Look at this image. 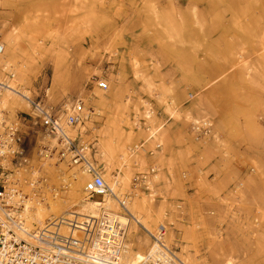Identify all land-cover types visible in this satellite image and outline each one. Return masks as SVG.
Masks as SVG:
<instances>
[{
    "label": "rangeland",
    "instance_id": "obj_1",
    "mask_svg": "<svg viewBox=\"0 0 264 264\" xmlns=\"http://www.w3.org/2000/svg\"><path fill=\"white\" fill-rule=\"evenodd\" d=\"M0 41L30 100L60 113L83 101L86 119L68 133L92 142L106 183L119 173L130 191L125 257L138 264L168 222L183 263L264 264V0H0ZM6 105L9 120L30 112ZM203 122L209 133L196 138ZM154 127L156 140L126 164ZM26 130L31 164L58 188L74 169L38 163L43 135ZM149 165L151 187L133 190ZM80 199L77 179L41 224Z\"/></svg>",
    "mask_w": 264,
    "mask_h": 264
},
{
    "label": "built area",
    "instance_id": "obj_2",
    "mask_svg": "<svg viewBox=\"0 0 264 264\" xmlns=\"http://www.w3.org/2000/svg\"><path fill=\"white\" fill-rule=\"evenodd\" d=\"M3 48L0 41V55L3 54ZM12 69L10 65L2 64L0 92L8 88L7 83L13 77ZM97 86L106 90L108 85L105 81H98ZM29 103L30 112L21 114L16 120H9L0 111V264H121L127 223H121L117 219L119 214L115 212L102 210L97 217L84 216L81 219L72 214L70 219L53 217L43 226L34 229L26 226L24 211L30 201L40 197L44 202V190L57 194L60 188L67 186L64 181L58 188H49L43 179L34 174L29 180L18 176L24 167L28 166L30 172L34 168L26 129H30L32 135H43V141L36 146L38 163L54 161L55 167L63 164L69 170L76 168L77 172L86 173L89 177L84 186L86 199L114 195L102 179V167L95 166V161L89 157L93 150L92 142H80L77 136L71 137L67 133V129L83 122V101L77 99L69 110L61 113L47 106L41 99L30 100ZM146 131V140L135 146L136 152L143 149L147 141L154 139L151 129L146 128ZM192 131L196 138L205 137L209 133L206 122L199 126L194 124ZM49 139H53L56 144L51 146ZM159 147L156 143L155 149ZM147 154L152 156L154 151L147 150ZM154 171L153 167H149L147 172L136 173L132 177L131 186L148 191V176ZM115 196L123 218L131 220L126 208L130 191L122 190L120 186ZM135 221L138 227L145 230L142 224L137 223V219ZM61 225L67 227V235L59 233ZM168 226V222L161 223L149 233L153 249L145 253L140 264H184L165 240Z\"/></svg>",
    "mask_w": 264,
    "mask_h": 264
},
{
    "label": "bare ground",
    "instance_id": "obj_3",
    "mask_svg": "<svg viewBox=\"0 0 264 264\" xmlns=\"http://www.w3.org/2000/svg\"><path fill=\"white\" fill-rule=\"evenodd\" d=\"M2 45H3V43H2ZM3 63H6L5 58H4V48H3V54L0 55V70H1V67H2ZM7 66H8V64H7ZM12 70H13L12 71L13 72V77L7 83L8 84V88H6L4 91L0 92V111L4 112L5 116L8 119H10V117L8 115V110L6 109V106H7L6 102L7 101H10L11 99H19V100L23 101L27 105V109L30 108V103H29L30 102V97H29L28 94L23 93V89L21 88V86L19 84L16 85L14 83L17 73L15 74V69L14 68ZM2 76L3 75L0 72V77H2ZM11 83H13V84H11ZM16 112H14V118L17 117ZM147 117H149V115ZM85 119H86V115L84 117V120ZM84 120H83V122H84ZM82 123L78 124L76 126V128H80ZM134 126H136V125H134ZM72 129L73 128L67 129V133H68V130H71V132H73ZM158 131H159L158 127H154V128L151 129V133L154 136L153 142L156 140V137H157L156 134H157ZM50 141H51V146H54L56 144L53 139H51ZM135 146L136 145H134L133 147L127 149V151H126L127 152V154H126L127 155L126 164L129 161V159L132 158L137 153ZM150 150H152V149H150ZM154 150H155V148H154ZM137 151L139 152V151H145V150L144 149H138ZM90 154H91V152L89 153V157H91ZM154 154H155V151H154ZM101 156H103V153H101ZM152 156H154V155H152ZM126 164H123L122 166L124 167V166H126ZM62 165L63 164H59V167L60 168L64 167V165L63 166ZM94 165L96 166L97 164H94ZM48 167H51V166H48ZM53 167H55V166H53ZM149 167H153L155 169V167L153 165H149ZM148 168H147V170H148ZM27 170L29 171V173H27ZM147 170L146 171H142V173L143 172H147ZM104 171L105 170L103 168L102 179L105 182V179H104L105 173H104ZM73 172H72L73 175H72V177L70 179H67L68 176L67 177H64V175L62 176V182L65 181L66 182L65 185H67V186L60 188V190L57 191V194H52V193H49L47 190H44V191H46V192H44V195L46 196V200H44V202L41 201L40 197H35V199H33L32 201H30L27 204L26 209L24 211V218H25V221H26V226L29 229H34L35 227L43 226L47 222V220H49V219H51L53 217H61L63 219H70V218H72V216H71L72 214L77 215V217H79L78 219H81L80 217H84V216L97 217L102 210H108V211H112V212H115V213L119 214V215H117V219L123 224L127 223L126 225H127V229H128V227L130 225V219L128 221H126V219L123 218L122 210L119 207V205L117 203L116 196H115L117 194L118 188H120V186L122 187V183H121V181L118 178L119 173H117L115 176H112V183L111 184H108V183L105 182L106 184H108L110 186V188L112 189V192H113L114 195H111V196L105 195V196L100 197L98 199L92 200V199H86L85 198V194H84V186H85L86 182L89 180L88 175L86 173L77 172L76 168H74ZM155 173H156V170L154 171V173L152 175L148 176L149 187H151V185L153 183V179L156 178ZM32 174H34L35 176L39 177L40 179H43L44 181H45V179L47 181L48 178H49V176L46 173L42 172L41 168H39V167L38 168L34 167V169L30 172V169L28 168V166H26L23 169H21L20 172H18V176L20 178H24L26 180L27 179L28 180L32 179V177H31ZM77 179H80V181H81V193H82V199H80L79 203L77 204V206L79 207L78 210L77 209L76 210L73 209V210H70V211H65V212H63L60 215L51 216V217H49V219H45L43 224H41V222L43 220V217L47 214V211H45V210L50 209L49 208L50 203H54L56 201V199L59 198V197L66 196L67 193L73 188V185L77 181ZM46 185L49 188H52V186L49 185L48 183ZM122 189H123V187H122ZM132 189L133 190H135V189L139 190L138 187L132 188ZM61 194H63V195H61ZM130 198H131V194H130L129 199ZM73 208H75V207H73ZM126 208H127V204H126ZM134 222H136L135 219H134ZM67 232H68L67 227L61 225V227L59 229V233L63 234V235H67L68 234ZM75 233L76 232L74 231V234ZM126 236H127V231H126ZM152 246H153V243H152V241H150V246H149V247H151L150 250L153 249ZM150 250L148 249V250H146L143 253V257H142V259L140 261H138L139 262L138 264H140V262L143 260L145 253L147 251H150ZM126 254H128V253H127V246H126V241H125L123 252H122L121 257H120V263L121 264H137V259L138 258L136 259L134 256L130 257V258L128 256L125 257ZM230 263L231 262H228V264H230ZM184 264H187V263H184Z\"/></svg>",
    "mask_w": 264,
    "mask_h": 264
}]
</instances>
